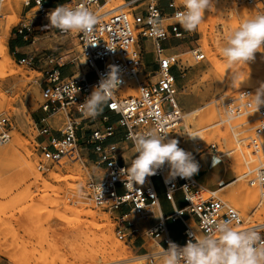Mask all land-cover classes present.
Segmentation results:
<instances>
[{"label":"rangeland","instance_id":"374dc122","mask_svg":"<svg viewBox=\"0 0 264 264\" xmlns=\"http://www.w3.org/2000/svg\"><path fill=\"white\" fill-rule=\"evenodd\" d=\"M9 1L10 3H7V0L2 1L0 19L1 25L7 17L11 18L7 25L8 53L10 36L26 34V42L29 44L27 52L31 57L41 52L54 53L60 57H66L77 68V74L87 71L80 55L75 32L57 33L51 29L40 31L43 25L42 19L38 16V8L32 6L31 0L28 5L27 0ZM148 1L138 0L131 3L130 0H101L98 12L104 15L107 5L123 2L118 11L131 17L132 12H139ZM157 3L163 13V25L175 21L169 18L172 13L171 3L174 6H183L182 0H157ZM7 7L10 8L7 9ZM246 10L250 12L249 15H256L253 4L214 0V7L210 11H205L204 21L199 28L189 33L181 27L184 36L178 38L175 48L165 50L166 53L179 58L184 66L181 73L173 67L174 88L185 114V122L190 126L191 135L198 131L202 120L198 115L188 112L200 106L204 107V111L213 110V115L207 121L208 126L202 130L203 136L192 137V139H196L194 142L201 143L203 147L215 144V148H205L193 158L202 168L198 169L192 177L201 187L213 190L215 197L238 211L242 223L235 226L236 229L251 224H264L262 214L259 217L253 214L251 218L245 219L242 216V210L227 196V191L235 183L242 182L247 187L255 188L256 199L260 198V191L264 188L257 183L250 184L249 179L255 176L252 168L256 167L261 160L264 161V134L258 152L252 153L253 149L247 146L245 138L251 134L254 122L248 121L245 116L238 117L231 126L237 132L234 136L230 126L221 121L223 115L218 101V98L222 96H235L241 89H250L251 95L255 94L256 89L264 82V52H256L253 61L242 64L239 68L231 66L228 74L225 72L229 70L225 69L229 66L219 52V48L224 43L222 37L239 26L245 19ZM8 12L13 14L8 16ZM20 28H23L22 32L18 33ZM215 36L217 38H214ZM217 40L218 43H216ZM139 41L147 50L151 48L150 41L144 38H140ZM195 48L202 50L203 59L199 61L193 59L191 51ZM212 53L215 54L212 56ZM9 57L7 66L10 69L4 73L0 71V116L7 117L10 124L8 139L0 140V231L13 242L12 249L18 257L16 259L22 260L19 264H38V262L40 264L41 260H50L55 256L68 258L64 264L71 263L77 254L102 251L111 233L119 243L122 242V246L130 251L131 255L130 259L115 264H136L138 257L147 255L151 248L159 247V244L150 238L137 237L132 242H125L117 237L114 219L109 213L94 206L89 198L86 184L92 174L99 169L83 155L82 150L80 151L82 156L78 160L69 161L62 157L58 162H51L43 159L35 141L38 131L33 121V113L41 109L39 106L42 72L36 68L31 69L25 61L19 62L10 53ZM151 63L152 55L147 53L144 56L145 71L154 69ZM143 79L144 75L139 73L136 78L127 81V84L120 89V93L123 96L135 94L137 80ZM235 85L239 88L234 90ZM92 90L93 88L91 92ZM16 108L21 112L23 109L22 126L19 125L15 114ZM67 111L68 109L64 108L50 111L51 127L62 129L67 121ZM237 139L240 140L236 142ZM181 144L187 152L191 153V138H184ZM118 146L123 149L125 159H135L134 149L130 147V144L122 142ZM252 157L253 159L250 160ZM130 160L127 162L129 165ZM234 161L240 163L241 173L244 174L239 179L236 178V169L228 166ZM39 162H43V170L38 169ZM29 166L39 175L32 176ZM210 170H215V176L210 174ZM70 174L73 177L68 176ZM234 180H236L235 183H232ZM221 187L224 188L219 189ZM204 196L208 197L209 194L204 192ZM91 213L96 215L92 219ZM188 222L193 226L191 220ZM139 227L140 232H143L144 228ZM262 230L264 233V228ZM145 263L157 264L158 261L152 256H145ZM0 264H10V262L8 258L0 256Z\"/></svg>","mask_w":264,"mask_h":264},{"label":"built area","instance_id":"2783aa9c","mask_svg":"<svg viewBox=\"0 0 264 264\" xmlns=\"http://www.w3.org/2000/svg\"><path fill=\"white\" fill-rule=\"evenodd\" d=\"M2 1L0 0V19ZM31 1L32 6L38 8V16L42 19L43 25L40 31L51 29L57 33L61 32L59 29L46 27L49 23L47 14L61 4L75 7L79 3H84L98 18L91 38L86 37L83 33L75 32L80 55L85 62L87 71L61 78L57 63L61 57L49 52H41L30 58L19 60V62L25 61L31 69H35L36 62L39 67L36 69L42 72L39 106L41 110L68 109L67 121L60 131L61 137L51 138L49 144L38 145L44 160L58 162L60 158L65 157L67 160L73 161L82 156L80 142L75 132L78 122L74 113H78L83 119L86 118L80 111V106L91 94V88L98 85L102 78L107 77L110 71L109 66L118 68V75L122 83L105 106L107 110L118 116L116 127L121 128L124 132L123 142H127L134 149L131 136L156 130L167 133V139L178 140V146L186 152L187 149L181 142L184 138H191L193 158L205 148H215V144L203 147L201 143L194 142L190 136V126L185 122L183 108L177 99L173 67L181 73L184 66L175 55L165 52L163 41L171 37L182 38L184 35L181 26L175 21L170 22L163 25L165 34L162 38H153L150 35L151 26L147 20L152 13H157L159 18L163 19V13L157 0H149L139 12H132L131 17L122 11H116L106 16L99 15L101 0H63L54 7L46 5V0ZM130 1L134 3L138 0ZM232 2L253 4L256 14L264 13V0H232ZM28 3L29 0L26 4L28 5ZM170 6L172 13L169 18L172 19L177 11L184 10L183 6H174L173 3ZM25 28L29 30L28 27ZM22 29H18V33H21ZM140 38L150 41L151 48L147 50L143 44H140ZM147 53L152 55L150 64L154 66L152 71H145L144 56ZM191 54L195 61L204 58V53L200 48L193 49ZM139 73L144 75V79L137 80L136 93L123 96L120 89L127 84L128 80L136 78ZM74 88L77 90L74 91ZM246 94L251 95L250 89L238 90L235 96H222L218 98V101L223 115L221 121H224L226 111L234 108L238 117L245 116L248 121L254 122L251 134L245 138L247 146L251 147L252 153H254L258 152L261 147L264 134V105L254 112L253 108L247 106L251 98ZM161 124L163 127H158ZM9 125L8 118L0 116V140L8 139ZM116 127L107 126L102 131L92 130L89 140L94 144L93 152L97 157L93 163L99 170L92 174L86 187L94 206L109 213L116 222L115 233L120 240L132 242L137 237L150 238L167 249L169 241L184 246L190 238V232L196 236L208 234V229L213 225L206 223V219L231 220L233 227L242 223L235 208L215 197L212 191L201 187L192 176L171 178L167 163L158 169L155 175L146 177L143 184L126 187L124 181L126 178L122 177L120 170L130 165L123 157V149L117 144L103 142ZM48 130V126H41L39 133H47ZM37 167L39 170H43V162H39ZM254 172L255 176L249 179V183H257L264 187V179H261L264 177V161L259 162ZM154 178H159L163 196L172 206V211L168 215L163 214L161 210ZM176 192H181L184 200V204L180 208H175L172 205ZM204 192H207L209 196L205 197ZM168 220H176L181 223L183 237L181 242H176L171 238ZM189 220L193 226L188 222ZM139 226L144 228L143 232H140ZM250 228L260 231L264 237L262 230L264 226L248 227L240 231Z\"/></svg>","mask_w":264,"mask_h":264},{"label":"clouds","instance_id":"9594fccd","mask_svg":"<svg viewBox=\"0 0 264 264\" xmlns=\"http://www.w3.org/2000/svg\"><path fill=\"white\" fill-rule=\"evenodd\" d=\"M182 3L184 10L177 11L174 20L189 33L199 28L204 21L205 11L214 7V0H182ZM47 19L49 23L46 27L59 29L63 33H83L89 38L93 36L98 23L97 16L84 3L75 7L58 5L47 14ZM147 23L151 26L150 35L153 38L164 36L163 21L157 13L153 12ZM222 38L224 43L219 52L229 67L253 61L256 52H264V13L243 20L237 28ZM109 67L107 77L94 86L91 94L80 106V111L86 118H95L101 114L114 91L119 89L122 83L118 68ZM76 90L74 88V91ZM246 95L251 98L247 106L253 108L254 112L258 111L259 107L264 105V82L256 89L255 94ZM236 119L237 111L234 108L228 109L223 123L230 126L234 136L237 132L231 126ZM158 127L162 128L163 125ZM166 134L152 130L130 137L134 154L138 155L135 159H125L126 162L130 160V166L120 170L122 177L126 178V187L143 184L146 177L155 175L166 163L170 169L169 176L173 179L189 178L198 172L199 165L191 153L180 148L178 140L167 139ZM190 136L200 137V134L194 133ZM206 223L213 225L208 229V234L196 236L190 232V238L184 246L172 241L168 242L167 249L161 246L162 264H264V237L260 231L251 228L245 231L237 230L232 226L231 220L206 219Z\"/></svg>","mask_w":264,"mask_h":264},{"label":"bare ground","instance_id":"6f19581e","mask_svg":"<svg viewBox=\"0 0 264 264\" xmlns=\"http://www.w3.org/2000/svg\"><path fill=\"white\" fill-rule=\"evenodd\" d=\"M10 3L9 0H7V3ZM122 4H124L123 2H119L115 5H107L104 9V15L103 13H99V15L101 16H106V15H109L111 13H114L118 10H120V6H122ZM10 8V7H7V9ZM122 10V9H121ZM249 10V9H248ZM251 10V9H250ZM245 13V19L249 18L251 15H249L250 12H248L247 10L244 12ZM13 14V12L11 13ZM9 14L8 12V16L11 15ZM106 14V15H105ZM11 17V16H10ZM11 19V18H10ZM9 17H7L5 19V21L3 23H1L0 25V32H1V36H0V71L2 73H4L5 71H7L8 69H10L8 66H7V60L10 59L9 57V53L7 52V43H6V37H7V25H8V20H10ZM243 19V20H245ZM214 38H217L216 36ZM216 43H218V40L216 41ZM186 53V52H185ZM213 54L215 53H212L211 55L213 56ZM6 58V59H5ZM9 61V60H8ZM236 66V68H239L240 65H234ZM233 68V67H232ZM220 69V67L218 68ZM229 70L230 67H227L225 70ZM10 71V70H9ZM233 71V70H232ZM231 71V72H232ZM255 72V71H254ZM253 72V74H254ZM220 73V72H219ZM222 73V71H221ZM225 73H230V70L229 72H225ZM226 75V74H224ZM232 75V74H231ZM239 87H236V85L233 87V89H237ZM130 91V90H129ZM128 91V93H129ZM132 91V90H131ZM22 112H23V109H22ZM22 112L16 108L15 109V114L18 118V122H19V125L22 126V124L24 123V120L22 118ZM189 114H194V115H198L199 118L202 120L201 121V124L199 125L198 127V131L196 133H199L200 134V137L203 136V128H205L206 126H208L207 124V121H209V118L210 116L213 115V110L210 109V110H205L204 111V107L200 106V107H196V108H193L191 109L189 112ZM24 114V113H23ZM206 120V121H205ZM31 122V120H30ZM245 122V121H244ZM26 124V123H25ZM213 124V123H212ZM211 124V125H212ZM234 128V127H232ZM196 138V137H195ZM194 138V139H195ZM237 138V137H236ZM196 140V139H195ZM194 140V141H195ZM200 140V139H199ZM240 139H237L236 142H238ZM243 141V140H242ZM246 142V141H244ZM245 144V143H244ZM244 147V146H243ZM242 148V147H241ZM246 148V146H245ZM234 149V148H232ZM248 149V148H246ZM236 150V149H235ZM243 152H244V149H242ZM248 151V150H247ZM250 151V150H249ZM231 152V150H230ZM250 153V152H249ZM248 154V153H247ZM260 154V153H259ZM264 155V154H263ZM251 156V155H250ZM235 158H238L235 156ZM239 159V158H238ZM253 159L250 158V160ZM240 160V159H239ZM238 160V161H239ZM238 161H234L232 164L230 163L228 166H230L231 168H235L236 169V178L239 179L241 178L243 175L241 173V169L242 167L239 166V162ZM247 161V160H245ZM249 161V160H248ZM247 161V162H248ZM262 161V160H261ZM254 163V162H253ZM247 165V164H246ZM60 166V165H59ZM248 167V166H247ZM29 170L31 171V173H33L32 176L36 177L37 174L35 172V170L29 166L28 167ZM234 169V170H235ZM244 169V168H243ZM252 169H255L252 168ZM250 168V170H252ZM77 173V172H76ZM39 175V174H38ZM73 175V173H72ZM77 176H79L78 174H76ZM67 176V175H66ZM65 176V177H66ZM68 176H71L68 175ZM67 176V177H68ZM74 176H75V173H74ZM73 177V176H71ZM73 179V178H72ZM74 180V179H73ZM236 180L232 181V183H235ZM79 185V184H78ZM77 186V185H76ZM79 187H77L78 189ZM224 187H221L219 189H223ZM264 188V187H263ZM82 190V189H81ZM79 191V190H78ZM208 191H213V190H208ZM214 192V191H213ZM81 193V192H80ZM85 193V191L83 192ZM215 193V192H214ZM227 196L229 197V199L237 206L239 207L241 210H242V216L245 218V219H248V218H251V216L256 215L257 217H259L261 214L264 216V189H262L260 191V198L259 199H256L257 197V194H256V190L255 188H252V187H247L245 184H243L242 182H238V183H235L228 191H227ZM255 203V205L253 206V204ZM256 207V208H255ZM91 216V219L92 217L94 218V216H96L94 213H91L90 214ZM104 218V217H102ZM105 220V219H104ZM253 226H256V227H263L264 224H251L249 226H241V227H238L237 229L238 230H242V229H245V228H248V227H253ZM111 228V227H110ZM109 228V230H110ZM110 239L108 240V242H106L104 248H102L103 250L99 252V253H82V254H77L74 258H73V261H71V263L68 262V264H115V263H118V262H121L123 260H127L128 258L130 259L131 255H130V251H127L125 249V247L122 246V242L119 243L115 237L112 236V233L109 237ZM161 246L159 245V247H153L151 248V250L147 253V255H142L140 257H138L136 260V264H146L145 263V256H152L154 258H157V261L158 263L157 264H162V261H161ZM13 248V242H11V240H9L1 231H0V256H4L6 258H8L10 264H19L20 261L22 260H19L16 259L18 258L17 255L15 254V251ZM128 249V248H127ZM96 250V249H95ZM92 251V250H91ZM93 252V251H92ZM68 255V254H67ZM72 255V254H71ZM16 256V257H15ZM58 256H55V257H52L53 259H46V261L43 259L41 260L40 262L42 264H64L65 262H67L68 258H60V256L58 258H56ZM20 258V257H19ZM22 259V258H20ZM40 263V264H41ZM25 264V263H24ZM33 264V263H32ZM37 264V263H36ZM39 264V262H38Z\"/></svg>","mask_w":264,"mask_h":264},{"label":"crops","instance_id":"0c3cea01","mask_svg":"<svg viewBox=\"0 0 264 264\" xmlns=\"http://www.w3.org/2000/svg\"><path fill=\"white\" fill-rule=\"evenodd\" d=\"M63 0H46V5L48 6H57L60 2ZM27 35L24 34H12L8 40V48L9 53L11 56L17 60H20L22 58H30L31 56L27 52V47L29 44L26 42ZM178 38H168L163 41V47L166 50H170L175 48ZM33 56V55H32ZM35 62V60H34ZM58 63V70L60 73L61 78H67L70 77L73 74L77 73V68L71 64V62L66 57H61L59 59ZM35 68H39L35 62L34 64ZM76 116V120L78 124L76 125V136L79 139L81 150L83 151V155L87 157V159L91 162H94L97 157L96 154L93 152V143L90 142L89 137L91 135L92 130L99 129L104 130L107 126H117V119L118 116L114 114L113 112H110L107 110L106 106H104L103 112L96 116L95 118L89 117V118H82L79 116L78 113H74ZM33 121L35 128L38 131V134L36 135L35 141L38 145H46L49 144V140L51 138H60L61 137V130L62 129H56L55 127H51V122H49L51 118L50 111H44V110H37L33 113ZM41 126H48L49 130L47 133L40 134L39 129ZM123 136L124 132L121 128L116 127L112 134L104 139V143H114L117 145H120L123 142ZM204 160V159H203ZM201 165H199V169H201ZM210 174L212 176H215V170H210ZM154 183L158 190L159 195V203L161 210L163 214L168 215L172 211V206L169 201H167L162 192V186L160 184L159 178H154ZM184 204V200L182 199L181 192H176L174 195V200L172 202V205L175 208H180ZM168 227L170 229V236L171 238L176 242H181L183 240V237L181 235L182 225L179 221L176 220H168L167 221ZM177 230V231H174Z\"/></svg>","mask_w":264,"mask_h":264}]
</instances>
